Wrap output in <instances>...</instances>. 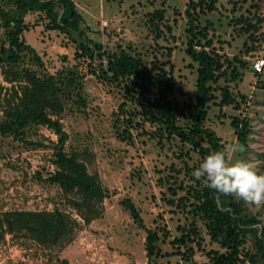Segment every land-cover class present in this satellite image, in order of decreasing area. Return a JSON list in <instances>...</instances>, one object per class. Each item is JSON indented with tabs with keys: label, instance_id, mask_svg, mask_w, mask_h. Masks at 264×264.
<instances>
[{
	"label": "rangeland",
	"instance_id": "1",
	"mask_svg": "<svg viewBox=\"0 0 264 264\" xmlns=\"http://www.w3.org/2000/svg\"><path fill=\"white\" fill-rule=\"evenodd\" d=\"M72 1L77 22L60 32L46 29V10L33 0H0V264H183L185 257L212 264L213 252L226 249L193 214V200L180 199L186 189L169 190L196 186L184 164L192 167L199 156L189 144L159 136L165 125L139 108L137 98L152 97L156 87L140 91L139 82L102 72L107 50L136 56L163 77L178 113L196 94L199 63L186 52L192 28V47L219 62L202 125L225 147L243 145L229 159L264 173V0ZM52 2L60 13L62 5ZM12 16L24 25L16 61L5 59ZM72 74L81 75L79 84ZM34 76H52L57 91L45 107L26 109L41 101L30 92ZM45 114L62 135L40 120ZM177 117L179 126L189 125ZM58 152L83 163L87 186L61 183ZM230 198L241 216L256 219L248 227L260 235L264 206ZM148 234L156 238L152 250ZM254 235L243 236L240 264H264Z\"/></svg>",
	"mask_w": 264,
	"mask_h": 264
},
{
	"label": "trees",
	"instance_id": "2",
	"mask_svg": "<svg viewBox=\"0 0 264 264\" xmlns=\"http://www.w3.org/2000/svg\"><path fill=\"white\" fill-rule=\"evenodd\" d=\"M33 1L37 3L40 8L46 10V17L48 19V22L45 24L46 29L69 32V29L75 27L77 22L75 18L79 16V13L76 11L72 0H55L62 5L60 13L55 11L52 0ZM193 6H195V4H193ZM2 13L6 15V12ZM190 20L192 24V18H190ZM8 22L11 23L15 30L8 35L10 53L6 54L4 50V53L6 54L5 59L16 61L18 54L14 50L24 45V40L19 36L24 25H22L18 18L13 16L12 18H8ZM189 30V45L186 52L194 61L199 63L197 69L198 76L196 79V94L194 100L184 103V108L180 109L178 113H176V109L171 100L166 98L167 89L162 87V84L165 81L162 80L163 77L152 74L150 69L145 66V63L136 56L127 53L122 49L111 52L107 50V70L103 71L102 74L103 78L110 77V80L113 81L126 79H130L131 81L135 80L139 82L140 91L142 86H146V91L144 92H150L149 89L156 87V92L152 97L137 98L138 106L143 111V114L148 116L151 123H156L160 126L162 124L165 125L164 128L159 127V129H157V134L159 136L163 137V135H165L168 140L175 137L181 142L190 145L191 151L195 152L199 156V159L197 163L192 165V167L187 163H185L184 166L186 172H193L194 169L199 166V163L204 156L213 151L222 150L225 146L220 142V139L215 135L213 130L204 128L202 125L207 114L208 104L214 97L209 83L217 80L219 62L213 55L208 54L205 51H196L192 47L191 43L195 33L192 28ZM80 48L89 52V56H94L93 51L88 45H80ZM96 48L100 49V45H97ZM98 56H101L100 53ZM72 76H77L74 79L75 82L79 84L81 75L72 74ZM34 78L36 77H31L32 88L30 89V92L31 94L33 93L32 96L39 98L41 101L33 99L30 103L27 102L26 109L29 108V105H33V103L45 107L48 105V101L51 100L50 98L55 97V92L57 91V86L55 85L56 83L53 81L52 76H47L42 81ZM68 82L71 83L70 79ZM140 93L143 94V92ZM57 103L59 104L60 101H57ZM121 111L123 112L124 109H121ZM178 115L186 117L189 121V125L186 128L178 125ZM40 120L44 124L53 127L57 134L62 135L60 125L51 121L46 114L41 117ZM4 124L5 123L3 122V127ZM203 139L207 140V146H204L201 143V140ZM58 154L61 164L59 165L60 170L57 172V178L61 180V183L65 185L68 184L69 187L74 186L76 183L78 186L80 183L81 186H87L90 175L87 174L83 163L78 162L74 157H66L67 155L63 152H58ZM192 177L196 179V186L187 187L179 184L178 187H169V190L172 194H175L176 188L181 190L186 189L188 193L180 199L184 201L193 200L190 202L193 214H197L203 219L212 235V240L216 241L221 247L226 249L224 252H213L211 255L212 264H240L239 247L243 242V236L247 232H255L256 248L261 253V258L264 263V228L261 230V234L257 236L256 229L248 227L249 225L254 224L256 219L241 216V210L237 201H233L230 198V195L225 196L217 194L207 186V182L203 178L197 179L193 174ZM77 180L80 183H78ZM184 236L189 240V235H183L178 239L181 243H185ZM155 239V236L153 237L150 234L147 235L149 250H152ZM183 264L204 263H198L195 261L187 262V257H185V262Z\"/></svg>",
	"mask_w": 264,
	"mask_h": 264
},
{
	"label": "clouds",
	"instance_id": "3",
	"mask_svg": "<svg viewBox=\"0 0 264 264\" xmlns=\"http://www.w3.org/2000/svg\"><path fill=\"white\" fill-rule=\"evenodd\" d=\"M243 150V145L235 142L209 153L194 169L193 176L203 178L217 194L233 196L255 207L264 206V173H259L248 160L229 159V153Z\"/></svg>",
	"mask_w": 264,
	"mask_h": 264
},
{
	"label": "built area",
	"instance_id": "4",
	"mask_svg": "<svg viewBox=\"0 0 264 264\" xmlns=\"http://www.w3.org/2000/svg\"><path fill=\"white\" fill-rule=\"evenodd\" d=\"M262 65H263V60H258V61L255 62L254 67H255V69H256L257 71H260Z\"/></svg>",
	"mask_w": 264,
	"mask_h": 264
}]
</instances>
